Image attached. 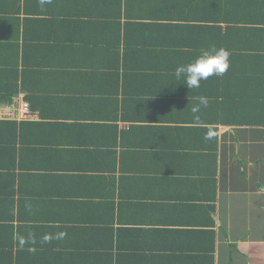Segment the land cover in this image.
Returning <instances> with one entry per match:
<instances>
[{
	"label": "crops",
	"instance_id": "crops-1",
	"mask_svg": "<svg viewBox=\"0 0 264 264\" xmlns=\"http://www.w3.org/2000/svg\"><path fill=\"white\" fill-rule=\"evenodd\" d=\"M263 110L264 0H0V264H264Z\"/></svg>",
	"mask_w": 264,
	"mask_h": 264
},
{
	"label": "clouds",
	"instance_id": "clouds-1",
	"mask_svg": "<svg viewBox=\"0 0 264 264\" xmlns=\"http://www.w3.org/2000/svg\"><path fill=\"white\" fill-rule=\"evenodd\" d=\"M230 68V53L224 48L211 47L202 50L200 55L186 65H180L175 70L176 79H183L188 89L199 88L202 81L213 76H223ZM200 104L207 106L206 97L199 98ZM194 108L193 111H197Z\"/></svg>",
	"mask_w": 264,
	"mask_h": 264
},
{
	"label": "trees",
	"instance_id": "trees-1",
	"mask_svg": "<svg viewBox=\"0 0 264 264\" xmlns=\"http://www.w3.org/2000/svg\"><path fill=\"white\" fill-rule=\"evenodd\" d=\"M241 95L242 94H240V93H238V94H236V93L231 94L230 93V95H228V94H226L225 96L220 95L221 96L220 98H222V100H228V101L230 100L232 102H236V101H239L240 100ZM226 104L224 106H226ZM13 105L14 106H17V107L20 106L19 104L15 103L13 101L12 102L10 101L8 103V105H7V108L9 106H13ZM234 105L236 106V107H234V109H236L237 112L236 113H231L232 114L231 121L232 122H237V121H239V120L242 119L243 113H241V110H240L241 108H240V106L238 104H235L234 103ZM29 108H30V105H29ZM245 114H246V117L244 118L243 122H245V123H251V124H256V123L264 124V110L262 112H246ZM4 117L6 119H9V120H16V119H18V117H15L14 118V117H11L10 115H8L7 111L5 112ZM246 119H248V120H246Z\"/></svg>",
	"mask_w": 264,
	"mask_h": 264
},
{
	"label": "built area",
	"instance_id": "built-area-1",
	"mask_svg": "<svg viewBox=\"0 0 264 264\" xmlns=\"http://www.w3.org/2000/svg\"><path fill=\"white\" fill-rule=\"evenodd\" d=\"M7 113L11 117H18V118H26L30 114V109H29V103L24 102L20 106H9L7 108Z\"/></svg>",
	"mask_w": 264,
	"mask_h": 264
}]
</instances>
